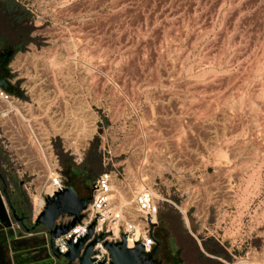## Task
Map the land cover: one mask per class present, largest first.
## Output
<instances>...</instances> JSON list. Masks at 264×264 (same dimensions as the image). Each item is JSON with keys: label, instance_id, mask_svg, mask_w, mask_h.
<instances>
[{"label": "rangeland", "instance_id": "1", "mask_svg": "<svg viewBox=\"0 0 264 264\" xmlns=\"http://www.w3.org/2000/svg\"><path fill=\"white\" fill-rule=\"evenodd\" d=\"M16 55L10 90L56 105L58 145L81 155L58 149L60 171L79 193L102 149H129L127 173L139 181L143 158V180L186 210L188 226L178 208L158 211L168 264H264V0H0L5 70Z\"/></svg>", "mask_w": 264, "mask_h": 264}, {"label": "built area", "instance_id": "2", "mask_svg": "<svg viewBox=\"0 0 264 264\" xmlns=\"http://www.w3.org/2000/svg\"><path fill=\"white\" fill-rule=\"evenodd\" d=\"M19 63L20 55L14 56L7 63V80L10 88L16 85L19 77L13 74ZM19 88L23 90L22 93L0 87V150L4 155L0 159V167L13 173L15 181L24 191L28 200L25 212L27 223L31 224L42 210L45 196L60 189L65 181L60 171L58 149L72 154L74 162H79L81 155L72 151L70 146L58 145L61 124L55 120L56 115H59L55 109L56 105H53L52 111L40 108L41 102L31 97L25 98L26 89L23 85H19ZM51 117L53 118L50 119ZM140 150L143 154L150 152V149ZM127 153H130L129 149H102L103 168L90 182L89 197L85 207L80 210V219L68 230L53 237V246L59 254L67 250V240L76 242L86 233L92 221L94 223L89 239L100 232L105 235L92 244L90 264L97 262L110 264V257L103 241H118L121 234L124 235L127 246H133L134 241H140L144 249L149 250L155 237L153 233L152 235L149 233L150 225L156 223L158 211L163 205H172L181 210L182 218L188 226L186 210L180 209L169 190L157 181L143 180V158H138L132 166L139 181L127 173L124 165ZM117 157H121V160L116 161ZM10 186L11 183L8 182V187L11 188ZM71 217L65 213L59 214L53 223H66ZM8 218L9 227L23 233H35L22 231L10 214ZM37 232L43 234L44 246L48 256L53 260L52 264H59L49 250L47 232L43 229ZM65 261L62 259L60 264L79 263L78 256H74L66 263Z\"/></svg>", "mask_w": 264, "mask_h": 264}, {"label": "water", "instance_id": "3", "mask_svg": "<svg viewBox=\"0 0 264 264\" xmlns=\"http://www.w3.org/2000/svg\"><path fill=\"white\" fill-rule=\"evenodd\" d=\"M0 87L10 89L7 72L5 71H0ZM14 191V189L8 187V182L0 171V194L4 199L9 214L17 221L22 231L37 232L38 230H45L47 232L49 250L55 259H65L66 263L74 256H78V264H90L92 262V259L89 257L92 253V244L102 239L105 235L103 232H100L89 239L94 221L88 225L86 233L80 236L76 242H71L70 239L67 240V250L63 253L59 254L53 246V237L65 232L80 219V210L85 207L89 197L88 194L79 193L72 182L64 181L60 189L45 196L42 210L34 222L28 224L26 213L19 211L11 200L10 194L14 193ZM64 213L71 215V219L66 223H53L57 215ZM154 225V223L150 225V235L153 233ZM20 234L21 232L18 235ZM160 244L161 240L154 237V243L149 250H145L140 241H134L133 246H127L123 234H121V239L118 241H103V245L106 247L110 257V264H168L157 256ZM80 249L81 253L79 254ZM93 264L102 263L97 262Z\"/></svg>", "mask_w": 264, "mask_h": 264}, {"label": "crops", "instance_id": "4", "mask_svg": "<svg viewBox=\"0 0 264 264\" xmlns=\"http://www.w3.org/2000/svg\"><path fill=\"white\" fill-rule=\"evenodd\" d=\"M4 8H6L5 4L3 5V9ZM14 17L15 19H18V14L15 13ZM9 173L11 172L7 171V175H10ZM8 182L11 183L10 187L15 190L14 193L10 194L12 202H14V204L16 205L19 211H24L25 213L27 210V203L24 204L20 200L17 190L14 186L15 179L8 178ZM0 199H1L0 201V264H52L53 260L48 256L44 243L41 242L37 244L35 243L25 244L22 241L21 242L19 241V240H23V238H26L32 235L43 238V234L40 232L23 233L20 230L9 227L8 226L9 224L8 212L9 211L7 210L6 204L4 203V199L1 194H0ZM20 232L21 234L18 235ZM14 242H17L16 244L18 245V247H14L15 245ZM39 251L42 252V255H40L37 258H31V259H28L26 261H21V262H17L16 260V258L18 257L34 255L38 253Z\"/></svg>", "mask_w": 264, "mask_h": 264}, {"label": "trees", "instance_id": "5", "mask_svg": "<svg viewBox=\"0 0 264 264\" xmlns=\"http://www.w3.org/2000/svg\"><path fill=\"white\" fill-rule=\"evenodd\" d=\"M5 5H6V8H4V10H5L6 12H10V11H18V7H17V5L15 4V2H13V1H10V2H8V3H5Z\"/></svg>", "mask_w": 264, "mask_h": 264}, {"label": "flooded vegetation", "instance_id": "6", "mask_svg": "<svg viewBox=\"0 0 264 264\" xmlns=\"http://www.w3.org/2000/svg\"><path fill=\"white\" fill-rule=\"evenodd\" d=\"M4 60L2 59V58H0V71H5V72H7V70H5L4 68ZM160 246H161V244H160ZM160 250V249H159ZM159 251H158V253H157V256L159 257V258H161L159 255ZM162 260H164V261H166L165 259H163V258H161ZM167 262V261H166Z\"/></svg>", "mask_w": 264, "mask_h": 264}]
</instances>
